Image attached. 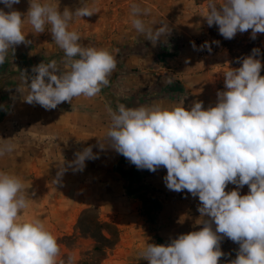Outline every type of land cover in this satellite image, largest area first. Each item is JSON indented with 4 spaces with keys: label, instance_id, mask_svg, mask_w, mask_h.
<instances>
[{
    "label": "clouds",
    "instance_id": "clouds-1",
    "mask_svg": "<svg viewBox=\"0 0 264 264\" xmlns=\"http://www.w3.org/2000/svg\"><path fill=\"white\" fill-rule=\"evenodd\" d=\"M28 2L27 12L21 13L13 8L20 0H0L4 5L0 8V65L9 50L14 54V46L29 43L22 31L27 21L38 34L50 26L48 31L64 52L62 63L67 69L51 60L32 67L35 75L31 77L21 72L27 94L19 86L17 90L23 102L52 110L77 97L97 96L109 85L117 58L107 49L83 46L82 36L69 25L75 18L98 13L99 8L81 0L74 11L65 7L61 12L59 4L47 0ZM131 14L132 27L151 43L170 33L168 23L146 27L141 17L148 9L139 4L131 5ZM204 17L227 40L248 30L253 40L264 34V0H222L219 5L210 0ZM202 47L211 51L208 42ZM259 54L260 49H252L242 61L238 59L240 67L223 73L224 90L217 92L215 105L207 109L202 101H194L188 109L159 104L130 108L123 103L108 108L110 125L103 140L137 169L166 168L167 189L187 190L198 197L197 211L208 217L200 230L180 234L167 245L147 243L141 257L148 264H219L225 256L221 250L225 237L239 245L236 258L228 264H264V76L261 60L256 58ZM14 148L5 140L0 156ZM99 148L104 150L105 145L100 143ZM98 158L88 146L75 153L68 167L82 171L86 160ZM65 170L57 173L54 183ZM228 184L236 188L226 191ZM245 185L249 192L241 195ZM28 199L22 179L0 171V264H58L57 238L39 218L21 220ZM67 264H72L71 257Z\"/></svg>",
    "mask_w": 264,
    "mask_h": 264
},
{
    "label": "rangeland",
    "instance_id": "rangeland-1",
    "mask_svg": "<svg viewBox=\"0 0 264 264\" xmlns=\"http://www.w3.org/2000/svg\"><path fill=\"white\" fill-rule=\"evenodd\" d=\"M47 2L59 4L61 12L65 7L74 11L81 6V0ZM209 2L210 0H87L88 4H95L99 12L90 17L75 18L69 28L82 36L80 43L83 46L107 49L115 55L117 68L109 77V85L103 87L97 96L87 98L84 102L80 99L81 104L76 102L65 107H71L70 110L73 111H85L86 126L88 117L91 118L89 115L94 116L97 123L91 127L95 134L98 131V101L107 111L109 107L115 109L118 103L130 108L155 105L163 101L187 105L194 100L189 89V76L214 70V85L219 91H223V72L229 67H240L238 59L242 61L254 48L260 49L256 58L261 60L260 74L264 76V34H257L253 40L251 30H248L238 32L231 40L224 39L219 34L218 26L209 27L204 17L208 12ZM214 2L219 5L222 0ZM134 3L139 4L142 9H148V14L141 17L146 27L158 28L161 23H168L170 33L162 35L156 44L147 41L145 34L138 33L132 27L131 5ZM28 7V0H20L19 4L13 6L21 13H26ZM0 8H4L2 3ZM4 10L9 11L7 8ZM49 28L50 26H46L45 32L38 34L25 21L22 31L29 43L14 46V54L9 50L7 56L13 70L21 68L26 74L32 73V67L51 60H56L59 67L67 69L62 63L64 52L53 41ZM214 41L218 43H213ZM205 42L209 43L211 51L202 47ZM12 81L16 87L5 89L6 101L3 105L7 112L1 116L0 123L18 104H28L23 102L22 93L17 90L19 86L27 94L22 78H13ZM30 82L29 79L28 83ZM203 84L205 81L200 83ZM32 106L42 109L38 104H29V108ZM104 121L110 125L109 115L104 117ZM14 134L16 133H9L5 126L0 127V144L5 143V140L14 144ZM42 144H45L43 139H36L38 148ZM88 146H92L93 153L98 154V138L94 135H87L86 138L69 135L65 159L73 161L75 153ZM98 157L86 160L82 171H73L66 166L58 183L53 182L57 179L58 172L49 169L42 173L41 176L44 177L40 179V183L52 179V187L49 189L24 187L29 199L21 220L39 218L57 238L60 246L58 264L61 261L67 264L69 257L72 258V264H148L141 257V250L147 243L157 244L158 239L171 241L180 234L202 228L201 224L189 222L190 219L185 214L188 206L181 204L185 194H173L169 189L156 186L154 176H157V171L137 169L117 152L112 155L98 154ZM11 161L14 162V159L0 156V171L19 176L23 184L34 180L35 174L30 172L31 164L24 163L19 168L8 163ZM128 171H132L134 176H125ZM35 181L37 183L38 180ZM42 196L49 198L47 204L43 203L45 198ZM57 200H64L65 204H58ZM163 203L169 208H177L176 222L160 221L158 216L164 207ZM151 206L155 210L151 211ZM173 209L169 212L172 213ZM167 235L169 237H163ZM221 250L225 256L221 257L219 264H228L229 260L236 258L225 238L221 241Z\"/></svg>",
    "mask_w": 264,
    "mask_h": 264
},
{
    "label": "crops",
    "instance_id": "crops-1",
    "mask_svg": "<svg viewBox=\"0 0 264 264\" xmlns=\"http://www.w3.org/2000/svg\"><path fill=\"white\" fill-rule=\"evenodd\" d=\"M214 73V70H207L206 72H203L201 74L188 77L190 84L189 89L191 90V94L194 96V100L189 104L184 105L174 101L172 103L167 101L159 103L157 102V104L165 108L184 105V107L188 109L194 101H202L205 109H207L209 106H214L217 100V92L219 91V89L214 85ZM202 81H205V84L200 85ZM80 99H82L83 102L87 101V98L81 96L73 99L71 103H80ZM71 103L62 102L52 110H45L43 107H41L42 109L34 108V106L29 108V104L21 103L18 104L15 107V110L0 123V127L5 126V129H8L9 133H16L14 134V151L3 155V157L11 159L13 158L14 162L11 161L8 163L14 165L15 167L21 168L24 163L31 164L30 172L35 174L33 176L34 180L24 183L25 188L30 187L32 189L41 190L49 189L52 187V179H50V181L45 180L44 182L40 183V179L44 177L41 176V174L44 172H48L47 170L49 169H53V171L57 173L62 168L65 169L66 166H68L69 161L65 159V155H67L66 151L68 149L67 147L69 135L82 138H86L87 135L89 137L94 135V137L98 138V154L112 155L116 152L108 145L106 141L103 140L109 128V125L105 124L104 121V117L108 116L109 114L103 104L98 101V131L94 134L91 127L92 125H96L95 123H97L95 122V119H93L94 116L88 114L91 118L88 117V126H86L87 116L85 115L87 113H84L85 111H80V109H77L78 111H73L70 110L71 107H65L71 106ZM82 122L85 123L83 124ZM36 139H38V141H41V139H43L45 144L39 145L41 147L38 148V146H36ZM100 143H103L105 145L104 150H100ZM50 145H52L53 147H50ZM52 157L54 158L53 160L51 159ZM57 157H60V159H57ZM156 171L157 176H154V181L155 183H157L156 186L160 187L161 189H167L164 182V177L167 175L166 168L160 167ZM64 173L65 171L63 172V174ZM52 174H54V172H52ZM35 179L38 180L37 183ZM235 188L236 185L228 184L226 191H231ZM173 192V194H185L184 200L181 202V204L188 206V209L185 210V214L187 215V218L190 219L189 222H192L194 224L198 223L199 225L203 221V219H208V217H202L197 211V208L200 205L198 197H192V195L188 193L187 190H184L182 192ZM248 192L249 188L247 185L240 189L241 195L248 194ZM42 197L45 198V201L43 203L47 204L49 198H47L46 196ZM56 202L58 204H65L64 200L62 202H60V200H57ZM162 205H164V207L162 208V211H160L158 216L160 221L173 220L174 222H176V219H178L177 208H175L174 206L172 208H169L165 203H163ZM171 209H173L172 213L169 212ZM213 228H215V225H213ZM163 237L167 238L169 237V235ZM225 240L226 244L236 254L239 249V245L232 242L226 237Z\"/></svg>",
    "mask_w": 264,
    "mask_h": 264
},
{
    "label": "trees",
    "instance_id": "trees-1",
    "mask_svg": "<svg viewBox=\"0 0 264 264\" xmlns=\"http://www.w3.org/2000/svg\"><path fill=\"white\" fill-rule=\"evenodd\" d=\"M22 71L23 70L21 68L20 70H13L10 65V60L8 57L6 58L5 63L3 65H0V118L1 116L5 115L7 112V108L3 105V103L6 101L5 89L16 87L12 79L22 78V73H21ZM27 74L29 77L33 76V73L31 72H27ZM125 176H127L128 178H131L134 176V174L132 171H128L127 173H125ZM152 209L155 210V208L151 206V211ZM168 243H170V241L158 239V242L156 245H167Z\"/></svg>",
    "mask_w": 264,
    "mask_h": 264
}]
</instances>
